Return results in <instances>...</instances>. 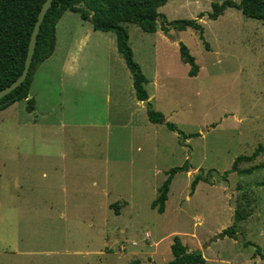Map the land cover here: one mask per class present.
<instances>
[{
	"label": "rangeland",
	"instance_id": "1",
	"mask_svg": "<svg viewBox=\"0 0 264 264\" xmlns=\"http://www.w3.org/2000/svg\"><path fill=\"white\" fill-rule=\"evenodd\" d=\"M223 1L159 8L167 22L196 19L202 40L192 28L126 25L148 102L135 99L115 34L64 13L54 58L37 68L34 110L20 101L0 111V264H166L175 236L206 264H264L254 256L264 252V171L224 177L236 157L264 148V22L233 8L208 19ZM180 44L195 58V77ZM70 51L80 58L66 77ZM147 108L176 130L149 122ZM263 160L264 152L239 168ZM184 164L159 214L151 203L166 173Z\"/></svg>",
	"mask_w": 264,
	"mask_h": 264
},
{
	"label": "trees",
	"instance_id": "2",
	"mask_svg": "<svg viewBox=\"0 0 264 264\" xmlns=\"http://www.w3.org/2000/svg\"><path fill=\"white\" fill-rule=\"evenodd\" d=\"M168 1L53 0L41 23L27 77L20 86L0 99V111L23 100L27 104L26 110L28 112L33 111L34 100L33 98L28 99L33 73L39 64L53 54L56 25L65 12L78 14L82 21H88L96 31L115 34L116 49L130 72L135 98L137 101L146 102L148 94L144 85L147 80L140 66L133 60L132 50L128 44L129 36L126 25H136L145 33H155L158 29L166 33L169 27L179 31L192 28L198 31L200 39H203V28L196 19L167 22L166 18L160 15L158 12L159 8ZM43 2L44 0H0V90L10 85L23 70L30 36ZM229 8L239 10L246 18L264 22V0H240L239 2L225 0L221 3H212L211 12L207 13L206 16L210 20H216ZM203 16L205 14L200 13L197 18L200 19ZM179 51L182 62L190 66L188 76H197L199 67L195 63V58L189 53L188 48L180 44ZM146 113L149 122L165 124L169 130H176L173 124L165 121L164 116L160 112L147 108ZM179 134L183 138L193 136L184 135L180 131ZM263 152L264 148L261 145L249 156L236 157L231 168L225 172L224 177L226 178L230 173L246 176L257 171H264V160L260 164L249 168H239V164L253 162ZM189 167L188 164H184L180 167L171 168L166 173L167 178L158 189V197L151 203L152 209H155L159 214L164 213L173 177L177 173L188 172ZM199 180L200 177L196 176L191 182V193H193ZM261 186L264 191V178ZM246 217V214L235 213L237 221L245 220ZM233 228L225 229V235L235 237ZM244 245H249V243ZM170 251L172 259L166 264H206L201 252L199 250L190 251L178 236L173 238ZM254 256L264 259V252L257 248Z\"/></svg>",
	"mask_w": 264,
	"mask_h": 264
},
{
	"label": "water",
	"instance_id": "3",
	"mask_svg": "<svg viewBox=\"0 0 264 264\" xmlns=\"http://www.w3.org/2000/svg\"><path fill=\"white\" fill-rule=\"evenodd\" d=\"M52 1L53 0H44L43 4L39 10L36 22L34 24V27H33V30H32L31 36H30L23 70H22L21 74L10 85H8V86H6L0 90V99H2L3 97H5L9 93H11L14 89H16L18 86H20L24 82V80L26 79L27 74L29 72L30 64L32 61V56L34 53L35 44H36V40H37V35L39 33V30H40V26H41V23L44 19V16H45L47 10L51 6ZM30 98L31 97L28 96V99H30ZM223 235L224 234H220V235L215 236L210 241V243L214 242L218 238H221Z\"/></svg>",
	"mask_w": 264,
	"mask_h": 264
},
{
	"label": "crops",
	"instance_id": "4",
	"mask_svg": "<svg viewBox=\"0 0 264 264\" xmlns=\"http://www.w3.org/2000/svg\"><path fill=\"white\" fill-rule=\"evenodd\" d=\"M64 15V14H63ZM62 18V17H61ZM60 18V19H61ZM59 22V21H58ZM85 22H88V21H85ZM58 24V23H57ZM129 25V24H128ZM131 25V24H130ZM57 26V25H56ZM108 33V32H107ZM110 33V32H109ZM129 40V38H128ZM115 41H116V38H115ZM82 43V41H79V45ZM56 49H57V44H56V39H55V48H54V51H53V54L51 55L50 58H48L47 60H45L44 62H42L41 64H39L38 66L40 65H43V63H47L49 61H51V59L54 58V55L56 53ZM117 50V49H116ZM119 54V53H118ZM120 55V54H119ZM78 58H80V51H70V53L68 54V56L64 59L63 61V64H62V69L67 77V75H70L72 76L74 74V72L76 71V66L78 67L77 65V61H78ZM76 65V66H75ZM38 66L36 67V69L34 70V73H33V77H32V81H31V84H30V89H29V96L31 95V92H32V86H33V83H34V78L37 76V68ZM132 79V78H131ZM147 80V79H146ZM148 83V81H147ZM146 83V84H147ZM145 84V85H146ZM145 85H144V88H145ZM133 87V86H132ZM134 90V89H133ZM148 94V93H147ZM135 96V95H134ZM31 97V96H30ZM32 98V97H31ZM136 99V98H135ZM34 100V99H33ZM25 103L26 101L23 100ZM149 101V96H148V100L146 102ZM141 102V101H140ZM15 104V103H14ZM14 104H12L11 106H13ZM27 105V104H26ZM11 106L7 107V108H10ZM33 110H34V106H33ZM148 235V234H147ZM133 245H135L133 243ZM25 256H30L32 253L31 252H26V253H23ZM9 264H13V263H9ZM25 264V263H23Z\"/></svg>",
	"mask_w": 264,
	"mask_h": 264
}]
</instances>
